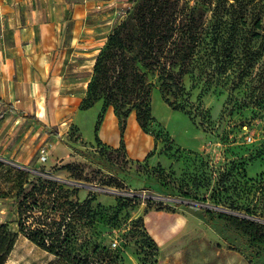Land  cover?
Segmentation results:
<instances>
[{
    "label": "rangeland",
    "instance_id": "obj_1",
    "mask_svg": "<svg viewBox=\"0 0 264 264\" xmlns=\"http://www.w3.org/2000/svg\"><path fill=\"white\" fill-rule=\"evenodd\" d=\"M21 1V25L34 8L54 27L46 55L50 80L63 94L87 90L95 56L134 0H61L63 9L58 0ZM12 37L0 11L1 54L16 53ZM250 46L254 57L245 58L240 46L232 60L222 53L200 75H184L189 108L168 105L155 84L153 120L143 129L132 111L136 132L124 135V149L95 137L101 100L91 129L85 120L72 121L63 138L52 136L53 126L21 122L0 109V221L16 232L5 264H70L18 233L11 208L17 186L31 177L23 169L44 167L65 179L70 172L61 166L71 162L92 179L80 181L92 187L77 183L78 197H92L96 212L82 232L88 251L105 246L122 264H264V48ZM248 221L260 223L261 240L237 226Z\"/></svg>",
    "mask_w": 264,
    "mask_h": 264
},
{
    "label": "trees",
    "instance_id": "obj_2",
    "mask_svg": "<svg viewBox=\"0 0 264 264\" xmlns=\"http://www.w3.org/2000/svg\"><path fill=\"white\" fill-rule=\"evenodd\" d=\"M252 42L264 48V0H134L95 56L80 108L102 101L94 127L98 138L105 109L111 106L124 149L128 115L134 111L143 129L153 120L150 104L155 84L168 105L186 109L190 98L184 75H200L222 53L232 60L240 46L245 58L254 57L257 50L251 48ZM244 68L239 71L243 73ZM61 168L69 170L68 178L61 179L44 167L23 169L31 177L17 186L11 208L18 233L70 264H122L105 246L95 243L88 251L89 238L82 232L93 223L96 212L92 197H78L77 183L92 179L79 163H65ZM196 207L208 211L206 206ZM247 223L237 226L261 240L260 223ZM15 235L0 221V264L7 261Z\"/></svg>",
    "mask_w": 264,
    "mask_h": 264
},
{
    "label": "crops",
    "instance_id": "obj_3",
    "mask_svg": "<svg viewBox=\"0 0 264 264\" xmlns=\"http://www.w3.org/2000/svg\"><path fill=\"white\" fill-rule=\"evenodd\" d=\"M58 5L63 9L64 3H61V0H58ZM20 7H23V1L0 0V11L4 15L6 27L13 30L11 39L14 40V47L17 48L16 53L1 54L4 46L0 45L1 111L5 112L6 117H17L21 122H25L28 117L29 120H35L37 126H53L61 138L63 134H66L72 121L79 124L85 120L91 129L98 109L97 102L87 109L78 107L86 88H77L62 94L60 91H55V82L50 80L53 67L51 57L46 55V48L55 45L53 25L48 19L36 16L34 8L29 10L31 16L27 23L21 25ZM78 7H81V4L75 5L76 18L81 15ZM25 47L32 49L30 52L27 50L21 52V48ZM65 97H68L67 100ZM126 121L124 135L134 136L136 124L132 114L128 115ZM88 134L89 131L86 135ZM97 135L104 143L112 147L120 143L119 121L111 106L105 109ZM52 136L55 137V134ZM152 145L147 143V149ZM64 153L65 149L59 157H63Z\"/></svg>",
    "mask_w": 264,
    "mask_h": 264
},
{
    "label": "water",
    "instance_id": "obj_4",
    "mask_svg": "<svg viewBox=\"0 0 264 264\" xmlns=\"http://www.w3.org/2000/svg\"><path fill=\"white\" fill-rule=\"evenodd\" d=\"M79 186L92 187V185H89V184H86V183H81V182H79Z\"/></svg>",
    "mask_w": 264,
    "mask_h": 264
},
{
    "label": "bare ground",
    "instance_id": "obj_5",
    "mask_svg": "<svg viewBox=\"0 0 264 264\" xmlns=\"http://www.w3.org/2000/svg\"><path fill=\"white\" fill-rule=\"evenodd\" d=\"M29 249H30V248H29ZM20 256H21V255H20ZM23 258H24V257H23ZM21 260H22V259H21ZM17 261H18V260H17ZM17 261H16V262H17ZM23 261H24V260H23ZM21 263H22V262H21ZM22 264H26V263H25V262H23Z\"/></svg>",
    "mask_w": 264,
    "mask_h": 264
}]
</instances>
